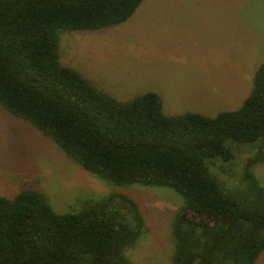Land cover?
<instances>
[{
  "label": "trees",
  "instance_id": "trees-1",
  "mask_svg": "<svg viewBox=\"0 0 264 264\" xmlns=\"http://www.w3.org/2000/svg\"><path fill=\"white\" fill-rule=\"evenodd\" d=\"M143 0H0V105L51 137L77 163L117 185L170 187L184 198L171 264H257L264 253V185L246 160L230 183L227 141L264 149V64L234 110L167 115L157 92L121 102L59 62V32L130 18ZM229 162V165H226ZM145 230L124 194L58 213L38 186L0 194V264H134Z\"/></svg>",
  "mask_w": 264,
  "mask_h": 264
},
{
  "label": "rangeland",
  "instance_id": "rangeland-1",
  "mask_svg": "<svg viewBox=\"0 0 264 264\" xmlns=\"http://www.w3.org/2000/svg\"><path fill=\"white\" fill-rule=\"evenodd\" d=\"M59 62L121 102L157 92L167 115L234 110L264 64V0H143L124 22L98 30L61 29ZM16 119L21 120L0 105V194L13 198L23 187L38 186L58 213L124 194L137 201L145 218V230L126 248L127 257L134 264H171L172 221L184 203L181 194L165 186L110 182ZM226 143L235 152L233 173L210 170L232 184L245 161L264 149ZM253 170L264 185V161ZM257 264H264V253Z\"/></svg>",
  "mask_w": 264,
  "mask_h": 264
},
{
  "label": "crops",
  "instance_id": "crops-1",
  "mask_svg": "<svg viewBox=\"0 0 264 264\" xmlns=\"http://www.w3.org/2000/svg\"><path fill=\"white\" fill-rule=\"evenodd\" d=\"M16 120H18L20 123H22V121L20 119H16ZM22 125H23V123H22Z\"/></svg>",
  "mask_w": 264,
  "mask_h": 264
}]
</instances>
